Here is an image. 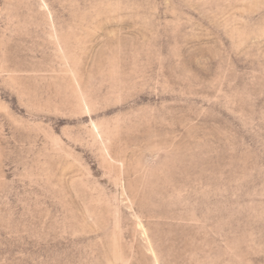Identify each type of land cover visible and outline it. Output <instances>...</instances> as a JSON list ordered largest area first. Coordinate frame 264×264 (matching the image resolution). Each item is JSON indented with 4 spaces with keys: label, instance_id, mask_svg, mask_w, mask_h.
Segmentation results:
<instances>
[{
    "label": "rangeland",
    "instance_id": "1",
    "mask_svg": "<svg viewBox=\"0 0 264 264\" xmlns=\"http://www.w3.org/2000/svg\"><path fill=\"white\" fill-rule=\"evenodd\" d=\"M0 264H264V0H0Z\"/></svg>",
    "mask_w": 264,
    "mask_h": 264
}]
</instances>
